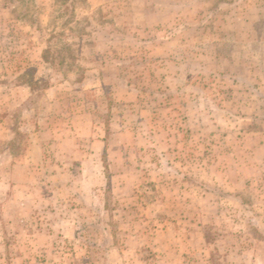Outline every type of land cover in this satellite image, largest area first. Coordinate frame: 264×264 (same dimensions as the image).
Wrapping results in <instances>:
<instances>
[{
  "label": "rangeland",
  "instance_id": "obj_1",
  "mask_svg": "<svg viewBox=\"0 0 264 264\" xmlns=\"http://www.w3.org/2000/svg\"><path fill=\"white\" fill-rule=\"evenodd\" d=\"M0 264H264V0H0Z\"/></svg>",
  "mask_w": 264,
  "mask_h": 264
}]
</instances>
